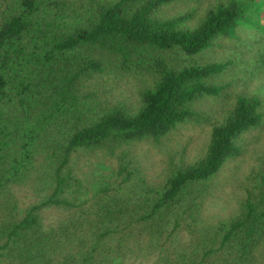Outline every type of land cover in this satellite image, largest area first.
Here are the masks:
<instances>
[{"label":"trees","instance_id":"trees-1","mask_svg":"<svg viewBox=\"0 0 264 264\" xmlns=\"http://www.w3.org/2000/svg\"><path fill=\"white\" fill-rule=\"evenodd\" d=\"M130 261L264 264V0H0V264Z\"/></svg>","mask_w":264,"mask_h":264},{"label":"rangeland","instance_id":"rangeland-1","mask_svg":"<svg viewBox=\"0 0 264 264\" xmlns=\"http://www.w3.org/2000/svg\"><path fill=\"white\" fill-rule=\"evenodd\" d=\"M101 174H103V175H109L110 174V170L108 169V170H104V171H102V173ZM92 181H94V179H92ZM21 196H22V198L24 199V201H28V199H26V197H25V195H23V193L21 194ZM138 264L137 262H132V261H130L129 262V264ZM148 264H153L152 262H149Z\"/></svg>","mask_w":264,"mask_h":264}]
</instances>
